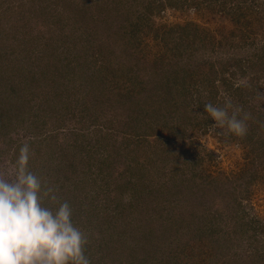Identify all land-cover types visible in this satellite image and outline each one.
I'll return each instance as SVG.
<instances>
[{"label":"rangeland","instance_id":"obj_1","mask_svg":"<svg viewBox=\"0 0 264 264\" xmlns=\"http://www.w3.org/2000/svg\"><path fill=\"white\" fill-rule=\"evenodd\" d=\"M110 1L0 0V177L28 144L29 169L69 203L91 264H264V2L239 15L229 12L238 0H172L138 32L147 0ZM187 24L224 45L197 38L165 64L242 85L233 95L217 80L246 133L195 103L177 134L163 126L164 138L126 146L117 129L133 121L134 134L149 133L156 118L139 113L160 79L146 68L152 34Z\"/></svg>","mask_w":264,"mask_h":264},{"label":"clouds","instance_id":"obj_2","mask_svg":"<svg viewBox=\"0 0 264 264\" xmlns=\"http://www.w3.org/2000/svg\"><path fill=\"white\" fill-rule=\"evenodd\" d=\"M208 103L204 111L215 126L245 135L240 109ZM30 147L19 149L11 178L0 177V264H91L85 255L87 238L73 222L69 203L59 202L55 191L45 187L29 169ZM47 201L48 203H45ZM54 205V206H50Z\"/></svg>","mask_w":264,"mask_h":264},{"label":"trees","instance_id":"obj_3","mask_svg":"<svg viewBox=\"0 0 264 264\" xmlns=\"http://www.w3.org/2000/svg\"><path fill=\"white\" fill-rule=\"evenodd\" d=\"M171 1L172 0H147L145 4L142 3L141 0H133L132 2H130V4H144L140 17L143 19L135 23L134 29L138 30V32L143 27H147L146 30L148 31L153 30L150 24H146V19H150V15H152L155 11V7L159 10H162V6L164 5L172 6ZM110 2H114V4L118 6L124 4L122 0H111ZM184 2L186 1L184 0ZM263 2L264 0H238L236 4H233V7L229 9V12L230 10H237L239 15H244L245 9L246 11L248 8L253 10L256 6V3L258 5H262ZM242 9H244V12ZM124 22L127 24L126 21ZM191 25L192 24L175 25L166 30L155 29L154 34L147 32L148 34L153 35V48H155L156 50L153 52L154 59L149 62L150 64H147L146 68L149 67L151 70L153 69L154 73L160 75V79H158L150 88L152 92V95H150V99H152L153 97V101L151 100L152 102H150V106H140L139 108L141 112L139 113H144L145 115H150L152 117L156 115V118L154 120L150 117V120L143 123L147 126L146 128H150L152 130L149 131V133L145 130L143 132H139V134H134V131L132 130L133 121L125 122L122 129H117L116 133H120L123 135V143H125L126 146L131 145V143L133 142L132 138L135 141L138 138V142H143L146 140V137H150L152 135L157 136V139L164 138L162 133V131H164L162 129L163 126L167 128V126L170 125L172 133L176 132L177 134L178 129L183 127V122L179 121L180 119L177 118L182 117L184 109L188 112H191L189 110V108L191 107V110L195 111V103L197 104V108L200 109L201 107L204 108V106L208 103L213 104L214 102L212 101L216 100H218V105L224 104V101L219 99L220 94L217 80L225 84L228 90L231 89L233 91V95L235 94V92H237V94L244 92L242 85L236 87V84L228 80L227 77H224L223 72H218L219 74H213V76L202 73V75H204L200 77V74L197 70L192 71L189 69L186 71V69L184 70V68L177 69L179 65L176 64L170 65L169 68L168 65L165 64V62L171 64V61H167L164 59L168 53L174 55L172 51L180 49L182 44L185 46V48H190L194 41L197 40V38H200V40L202 41H207L208 43L213 45V47L224 45L223 39L221 41H218L217 39L216 42L214 36L209 34L208 31H206L205 29H201L198 25ZM190 27L193 28L191 29ZM124 34L127 36V32H124ZM138 39L139 35H137V40ZM171 45L172 47L167 48ZM165 51L166 53H164ZM99 67L101 69V66ZM144 69L145 68L140 67V70L135 73L137 79L142 77L141 71H143ZM213 69H215V67ZM179 72L181 75L179 74ZM137 85L140 87L138 91H136V89H133L132 87H127V94L134 96L135 94L141 93L142 80H140L139 82L137 81ZM142 89H145V87H142ZM225 96H227V94H225ZM136 118L137 120H141V118L139 117ZM161 119H165V122L162 125L160 124ZM175 140L176 139H174V145L177 144ZM164 144L170 145V140H166Z\"/></svg>","mask_w":264,"mask_h":264}]
</instances>
